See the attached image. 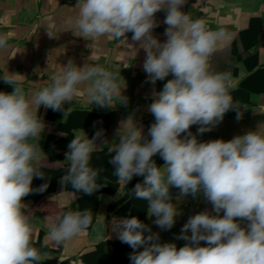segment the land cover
Returning a JSON list of instances; mask_svg holds the SVG:
<instances>
[{
	"label": "clouds",
	"instance_id": "1",
	"mask_svg": "<svg viewBox=\"0 0 264 264\" xmlns=\"http://www.w3.org/2000/svg\"><path fill=\"white\" fill-rule=\"evenodd\" d=\"M187 3L76 0L61 32L92 42L117 39L134 60L143 51L145 82L153 85L147 111L154 120L145 132L137 120V106L118 122L111 140L103 128L91 138L86 132L75 135L67 145L68 168L59 182L85 195L100 190L99 171L90 160L108 145V163L121 188L142 177L129 191L136 200L146 201L147 218L152 221L150 225L137 216L112 217V233L132 249L130 264H264V120L229 140L199 139L216 129L228 112H235L239 121L249 108L242 110L234 101L230 74L213 71L210 63L232 34L223 27L210 29L202 18L192 19L183 10ZM160 12L165 14L162 22L157 19ZM161 23L166 26L163 41L154 34ZM9 38L10 34L0 33V57L12 48ZM14 57L6 66L0 64V81L12 88L0 91V264H41V253L33 246L31 219L24 212L25 197L49 187L50 179L40 167L45 152L41 143L33 142L42 139L47 127L41 108L62 113L64 120L72 111L65 106L76 102L82 90L88 102L101 109L127 108L130 97L125 94V78L117 80L112 72L90 62L92 55L82 65L69 58L50 82L41 75L38 90L26 91L25 76L8 70ZM159 81L166 82L157 90ZM250 110L264 116V104ZM157 155L162 164L154 159ZM34 179L45 182L33 187ZM189 196L202 197L210 210L188 217L175 237L186 242L183 246L162 242L152 225L171 230L182 215L180 204ZM91 224L89 210L66 212L50 225L46 239L55 246L66 245Z\"/></svg>",
	"mask_w": 264,
	"mask_h": 264
},
{
	"label": "crops",
	"instance_id": "2",
	"mask_svg": "<svg viewBox=\"0 0 264 264\" xmlns=\"http://www.w3.org/2000/svg\"><path fill=\"white\" fill-rule=\"evenodd\" d=\"M75 3L76 0H0V21H3L0 22V33L10 34L9 44L12 45L0 57V64L6 66V61L15 55L8 62V70L25 76L22 86L26 91H36L41 83V75L45 81L50 82L61 64L67 63L69 58L82 65L85 58L92 55L93 61L90 62L103 66L117 80L125 78L128 85L125 94L130 97V105L115 110L97 108L88 102L86 92L82 90L76 102L65 106L71 107L72 111L64 120L62 113L41 108L40 114L47 127L41 134L42 139L33 142L41 143L45 152L40 167L50 179L49 187L43 193L25 197L24 202L28 206L24 208V212L31 219L33 246L41 253V264H123L129 260L132 249L112 233L110 221L113 216L131 215L152 224L147 218L146 201L136 200L129 191L142 177H135L127 188H121L113 175V166L108 163L110 156L107 153L108 145H105L103 150L94 152L90 160V165L99 171L97 183L100 190L92 195H85L76 193L70 185L65 189L59 181L67 171L65 153L75 135L86 132L91 138L98 128H103L107 139L111 140L118 122L137 106L140 107V111L136 113L137 120L147 132L154 120L147 111L153 85L145 82L143 51L134 60L130 58L125 45L117 39L103 38L92 42L74 37L71 32H61L65 17L74 12ZM183 10L192 19H204L210 29L223 27L232 34V39L213 55L210 63L213 71L230 74L234 101L239 103L242 110L249 108L239 121L235 118V112H228L216 129L203 134L199 139L229 140L235 135L254 130L257 123L264 120V116L254 115L250 110L264 104V0H188ZM164 16L160 12L157 19L162 22ZM165 27L161 23L154 31L161 41L166 39L163 35ZM47 32L58 38H50ZM130 36L131 34L129 38ZM37 66L40 69L34 72ZM165 82H157L155 88L162 89ZM11 90L9 85L0 81V91ZM192 131L196 132V126H193ZM154 159L157 164L163 163L158 155ZM44 182L45 180L34 179L33 187ZM61 191L64 192L58 200L50 201V197ZM172 193L175 196L177 190L173 188ZM206 208L210 210V205L205 204L202 197L194 200L189 196L180 204L182 215L177 217L171 230L162 231L155 225H152V229L160 232L162 242H175L178 247L183 246L186 242L176 240V235L189 216ZM77 210L91 211L90 227L66 245L55 246L48 241L46 235L50 225L57 223L64 213ZM108 235L111 236L110 239ZM102 243L104 246L99 248ZM116 243L120 244L115 245Z\"/></svg>",
	"mask_w": 264,
	"mask_h": 264
},
{
	"label": "trees",
	"instance_id": "3",
	"mask_svg": "<svg viewBox=\"0 0 264 264\" xmlns=\"http://www.w3.org/2000/svg\"><path fill=\"white\" fill-rule=\"evenodd\" d=\"M161 162H163L162 160H161ZM159 164V163H158ZM120 243H116L115 245H119ZM104 246V244L102 243V244H100L99 245V248H102ZM131 249V248H130ZM129 250V249H128ZM50 263H52V262H50ZM45 264V263H44ZM48 264V263H47ZM123 264H130V260H128V261H126L125 263H123Z\"/></svg>",
	"mask_w": 264,
	"mask_h": 264
}]
</instances>
